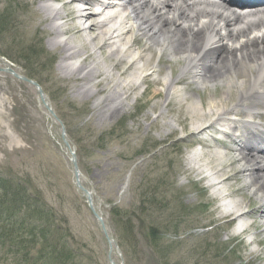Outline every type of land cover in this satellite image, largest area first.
Wrapping results in <instances>:
<instances>
[{
    "label": "rangeland",
    "instance_id": "obj_1",
    "mask_svg": "<svg viewBox=\"0 0 264 264\" xmlns=\"http://www.w3.org/2000/svg\"><path fill=\"white\" fill-rule=\"evenodd\" d=\"M66 1L0 0V12L11 3L17 16L0 33V57L9 62L0 61V67L11 65L26 78L0 72V169L21 175L41 192L52 216L71 231L74 238H67L69 247L72 244L74 255L85 257L83 264H111L101 225L75 187L70 152L61 139V124L42 104L30 80L35 81L67 128L76 148L82 183L93 192L110 233L117 240L119 232L124 238H133L124 251L120 247L125 264H264V218L256 213L263 209H259L253 189L245 187V178L230 180L225 191L235 188L237 193L223 196L218 187L210 185L211 181L187 171L188 158L207 148L194 141L198 135L193 136L180 122L179 113L181 117L184 113L179 96L187 95L191 98L187 105L195 103L201 108L202 97L210 100L216 94L223 95L226 80L204 88L188 82L176 84L175 99H168L164 83L180 75L183 54L171 56L156 47L149 54L152 65L146 71L150 72L148 81L144 79L146 73L138 75L134 79L136 89L130 97L124 95L126 109L114 114V108L104 106L98 110V99L101 101L110 88L100 90L99 83L93 81L90 86L102 92L94 90L98 93L90 98L81 94L76 88L80 82L76 83L72 73L84 56L72 61V70H65L61 67L62 47L55 45L56 41L65 43L69 39L77 45L94 43L70 33L56 36L53 30L57 24L72 22H51L41 9V5L49 4L53 10L68 12L69 8L63 7ZM136 36L135 31L128 34L130 39ZM145 44L146 39L141 47H134L136 57ZM222 53L226 55L227 50ZM109 54L107 48L99 59L103 67L111 66ZM28 55L34 58L26 64L23 57ZM159 78L162 83L156 81ZM83 90L92 92L86 85ZM214 135L216 148L227 152L219 143L227 136L223 132ZM238 166L240 163L235 169ZM114 208L122 210L124 217L122 212L121 217L115 216ZM233 210L253 213L241 220L227 215ZM128 219L134 222V232L126 234ZM240 220L247 226L245 230L238 229ZM171 243L174 248L167 252Z\"/></svg>",
    "mask_w": 264,
    "mask_h": 264
},
{
    "label": "bare ground",
    "instance_id": "obj_2",
    "mask_svg": "<svg viewBox=\"0 0 264 264\" xmlns=\"http://www.w3.org/2000/svg\"><path fill=\"white\" fill-rule=\"evenodd\" d=\"M233 1L241 2L244 9L238 13L226 1L211 0H68L63 6L69 8L68 12L53 10L49 4L41 5V9L51 22L63 19L72 22L57 24L53 30L56 36L70 33L94 43L77 45L69 39L65 43L56 41L55 45L62 47L61 67L65 70H72V61L84 56L83 63L72 73L76 83L80 82L81 86L76 88L81 94L90 98L102 92L97 86H90L93 81L99 83L100 90L110 88L101 101L98 99V110L104 106L114 108L110 111L114 114L126 109L124 95L128 98L136 89L134 79L138 75L146 73L144 79L148 81L150 72L146 71L152 65L149 54L156 47L171 56L183 54L180 75L164 83L168 99H175L176 84L188 82L204 88L209 83L226 80L223 95L216 94L210 100L202 97L201 108L195 103L187 105L191 100L187 95L179 96L178 103L183 107L180 110L184 113L182 117L179 113L180 122L193 136L198 135L194 141L207 148L204 153L195 152L188 158L187 171L211 181L210 185L218 187L219 195L223 196L236 194L235 188L226 192L225 185L244 177L245 187L253 189L259 209H263L256 213L264 218V5H259L264 0ZM132 31L138 32V36L130 39L128 34ZM144 39L145 47L136 57L134 47H141ZM107 48L111 66L103 67L99 59ZM223 49L227 50L226 55ZM157 71L161 73L162 69ZM156 81L162 83L161 78ZM85 85L92 92L84 91ZM243 115L249 117L245 119ZM209 131L211 135L205 133ZM219 132L227 136V140L219 141L227 152L216 148L217 140L213 138ZM197 159L203 162L193 165ZM238 163L241 166L235 169ZM127 184L128 181L123 189ZM250 213L253 212L233 210L227 215L242 220ZM101 228L104 231L102 225ZM105 229L109 233L106 239H110L108 224ZM113 255L118 260L115 249Z\"/></svg>",
    "mask_w": 264,
    "mask_h": 264
},
{
    "label": "trees",
    "instance_id": "obj_3",
    "mask_svg": "<svg viewBox=\"0 0 264 264\" xmlns=\"http://www.w3.org/2000/svg\"><path fill=\"white\" fill-rule=\"evenodd\" d=\"M16 18V10L12 4L4 6L0 12V33L9 25V20L15 22ZM25 57L23 59L26 64L34 58L29 55ZM41 195L21 175L0 169V262L83 264L85 257L74 255L72 244L69 247L67 238H74L71 231L68 227L61 226L60 219L52 216L51 209L49 210ZM112 211L115 216L121 217L122 210L114 208ZM122 215L124 217L123 212ZM133 223L128 219L126 234L134 232ZM121 237L125 246L133 241V238H124L122 234ZM173 248L174 244L171 243L166 251L170 252Z\"/></svg>",
    "mask_w": 264,
    "mask_h": 264
},
{
    "label": "water",
    "instance_id": "obj_4",
    "mask_svg": "<svg viewBox=\"0 0 264 264\" xmlns=\"http://www.w3.org/2000/svg\"><path fill=\"white\" fill-rule=\"evenodd\" d=\"M0 71H7V72H11L15 77L17 78H22L24 80H26L25 77L19 75L18 73H16L15 71L12 70L11 67H7V68H0ZM32 84L37 88L38 90V93L40 95V98L41 100L45 103L47 109L52 112L56 117L57 115L55 114V112L53 111V109L50 107V105L46 102V96L43 92V89L42 87L35 81H32ZM58 118V117H57ZM63 139L65 141V144L70 148V143H69V140L67 138V135H66V131H65V128H63ZM72 164H73V170H74V176H75V184L77 186L78 189L82 190L85 195H86V198L90 204V208L91 210L93 211L94 215L100 220L101 224H102V227L105 231V234L107 235V230L105 229V224H104V221L102 219L101 216H99V214L97 213V211L95 210L94 206H93V196H92V193L90 191H88L82 184H81V172H80V169H79V166H78V163H77V158H76V154L75 152L73 151L72 152ZM113 264H115V262H113Z\"/></svg>",
    "mask_w": 264,
    "mask_h": 264
}]
</instances>
